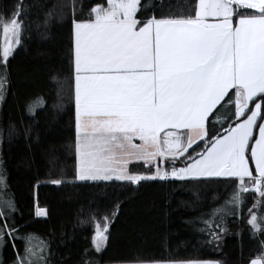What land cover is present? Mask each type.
<instances>
[{"label":"snow or ice","instance_id":"snow-or-ice-1","mask_svg":"<svg viewBox=\"0 0 264 264\" xmlns=\"http://www.w3.org/2000/svg\"><path fill=\"white\" fill-rule=\"evenodd\" d=\"M149 7H155L153 0H104L84 19H75L73 7L76 179L139 184L157 178H235L233 193L216 212L235 215L241 193L249 190L259 194L253 205L258 207L264 202V0H192L186 11L162 9L160 15L149 14ZM21 15L20 3L10 17L0 14L5 37L0 63L6 64L20 43ZM3 88L0 76V99ZM218 105H232L231 115L238 119L223 134L210 136L209 116ZM205 138L201 152L188 153ZM185 154L184 166L176 167ZM133 161H143L148 173L130 171ZM165 161L170 169L163 167ZM12 211L11 199L0 202V247L8 235L15 248L19 230L15 221L9 226L4 219ZM248 212L249 223L261 230L264 215L257 223L252 208ZM35 214L46 216L47 209L37 206ZM102 220L93 217L97 252L108 239L109 216ZM219 228L209 229L213 240L221 238ZM45 247L44 242L39 248L26 245L12 264H48ZM140 264L220 262L166 258ZM250 264H264V251Z\"/></svg>","mask_w":264,"mask_h":264},{"label":"trees","instance_id":"trees-1","mask_svg":"<svg viewBox=\"0 0 264 264\" xmlns=\"http://www.w3.org/2000/svg\"><path fill=\"white\" fill-rule=\"evenodd\" d=\"M103 2L0 0V14L5 17H10L20 3V18L24 21L18 47L6 64L0 63V76L4 78L0 99V175L4 182L0 184V202H14L15 211L4 219L9 226L15 221L19 230L15 248L13 238L5 235L6 243L0 247L1 264H12L17 251L24 255L26 245L39 248L41 242L47 245L42 255L48 264L166 258L250 264L264 251V224L261 230L254 228L248 212L252 208L257 223H261L264 202L253 207L259 194L254 190L242 192L243 203L235 215L216 212L233 193L235 178H157L139 184L101 180L86 187L45 186L40 188L41 200L49 206L48 216L40 218L35 214L40 184L54 179L76 180L73 7L75 19H84L91 7ZM191 2L164 0L162 9L179 13L186 11ZM153 5L147 12L155 10L160 15V0H153ZM1 39L2 29L0 59ZM37 101L34 112H29L28 106ZM232 107L218 105L209 116L210 136L223 134L230 124L234 125L238 118L231 115ZM216 115L222 119L216 120ZM207 143V138L198 141L188 153L195 156ZM186 156L178 159L175 166H184ZM129 169L147 174L149 166L134 161ZM104 215L110 219L108 239L97 252L93 244V217L103 223ZM216 224L220 225L215 229L221 232L219 240H213L209 232ZM28 235L33 236L31 241L23 238Z\"/></svg>","mask_w":264,"mask_h":264},{"label":"crops","instance_id":"crops-1","mask_svg":"<svg viewBox=\"0 0 264 264\" xmlns=\"http://www.w3.org/2000/svg\"><path fill=\"white\" fill-rule=\"evenodd\" d=\"M200 141V140H198ZM113 180H116L115 178ZM94 182L92 180H85V181H80L78 179H76L74 182H63L59 185H56V184H53V183H43V184H40L38 187H37V190H36V196H37V203L39 205V207L41 208H46L47 209V215L46 217L48 216V213H49V206L46 204V202L42 201L41 200V187H45V186H51V185H54L55 187H62L64 185H73V186H89L91 185V183Z\"/></svg>","mask_w":264,"mask_h":264},{"label":"rangeland","instance_id":"rangeland-1","mask_svg":"<svg viewBox=\"0 0 264 264\" xmlns=\"http://www.w3.org/2000/svg\"><path fill=\"white\" fill-rule=\"evenodd\" d=\"M21 37V36H20ZM4 39H5V37H4V35H3V32H2V39H1V50H2V48H3V43H4ZM18 47V44L14 47V49H13V53H14V51L16 50V48ZM12 53V54H13ZM136 142L137 143H140V141L137 139L136 140ZM198 142V141H197ZM196 142V143H197ZM195 143V144H196ZM195 144H193L192 146H194ZM190 149V148H189ZM134 162V161H133ZM168 163H171L170 161H165L164 162V164H163V167H165V168H169L170 169V167L172 166V165H169ZM77 168H78V166H77ZM153 170V172H154V168L152 169ZM97 181H101V180H97ZM97 181H94V182H97ZM40 218H46V216H39ZM29 245V244H28ZM106 245V244H105ZM102 250V249H101ZM21 256H23V255H21ZM201 260H209V259H201ZM210 260H216V261H219V260H217V259H210ZM220 262V261H219ZM0 264H1V262H0ZM105 264H140V262H109V263H105Z\"/></svg>","mask_w":264,"mask_h":264}]
</instances>
